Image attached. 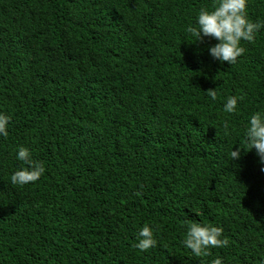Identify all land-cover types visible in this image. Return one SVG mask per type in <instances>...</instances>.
Wrapping results in <instances>:
<instances>
[{"label":"trees","instance_id":"16d2710c","mask_svg":"<svg viewBox=\"0 0 264 264\" xmlns=\"http://www.w3.org/2000/svg\"><path fill=\"white\" fill-rule=\"evenodd\" d=\"M211 2L0 0V264H260L264 165L244 130L264 108V29L221 63L216 40L186 32ZM247 11L264 20V0ZM229 95L243 97L233 114ZM18 145L45 165L23 186ZM190 220L228 246L194 256ZM145 223L157 243L141 251Z\"/></svg>","mask_w":264,"mask_h":264},{"label":"clouds","instance_id":"9594fccd","mask_svg":"<svg viewBox=\"0 0 264 264\" xmlns=\"http://www.w3.org/2000/svg\"><path fill=\"white\" fill-rule=\"evenodd\" d=\"M248 2L249 0H212L210 5L199 8L195 22L187 25L186 32L195 38V42H202L205 37L216 40L217 43L208 47L209 54L221 63L233 65L245 51L241 42L254 41L257 33L264 29V20L258 19L253 22L249 18ZM206 93L212 100H216L217 89H209ZM242 100V96L229 95L223 103V111L227 114L236 113L238 102ZM10 120V115L0 111V136H8ZM224 129L227 133L228 121L224 122ZM244 142L248 149H255L259 162L264 165V108L254 111L248 117ZM241 152L242 149L237 147L231 150L230 156L233 160H238ZM15 158L21 163L11 173V184L23 186L33 183L44 174V163L33 158L30 148L24 145L16 146ZM156 243L153 227L145 223L139 228L133 246L141 251H147ZM182 244L194 256L203 257L209 254L211 248L228 246L229 239L224 236V229L220 226L190 220L186 223ZM210 264H225L224 258L217 256ZM260 264H264V259H261Z\"/></svg>","mask_w":264,"mask_h":264}]
</instances>
